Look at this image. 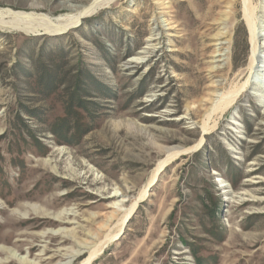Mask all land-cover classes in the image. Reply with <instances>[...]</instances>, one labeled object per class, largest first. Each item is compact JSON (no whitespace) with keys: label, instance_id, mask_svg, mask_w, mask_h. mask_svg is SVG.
<instances>
[{"label":"rangeland","instance_id":"1","mask_svg":"<svg viewBox=\"0 0 264 264\" xmlns=\"http://www.w3.org/2000/svg\"><path fill=\"white\" fill-rule=\"evenodd\" d=\"M246 4L262 65L264 0ZM99 6L61 35L0 27V264H78L93 244L91 264H264V67L202 126L248 75L243 0ZM171 147L188 151L119 230Z\"/></svg>","mask_w":264,"mask_h":264},{"label":"bare ground","instance_id":"2","mask_svg":"<svg viewBox=\"0 0 264 264\" xmlns=\"http://www.w3.org/2000/svg\"><path fill=\"white\" fill-rule=\"evenodd\" d=\"M78 1L79 0H0V27L7 29L13 26L19 28V31H25L26 33L30 34H39L41 32H45L50 35H61L67 30L76 27L80 20L87 17V15L95 11V9L99 8V5L101 4V0H90L85 5H74V3ZM246 2H249V0H243V11L250 32V42L252 44V54L249 59L250 61L247 69L248 75L242 82L240 80L241 83L235 84L233 88L220 93L215 97L216 99L212 100L211 108H208L203 114V131H206L207 129L206 119L210 118L211 113H215L214 111H217L219 109L222 111L223 109L231 105L242 90H245L253 85V82L250 80V78L251 73L255 71V68H257V66L264 67V64L259 65L255 63L257 58L261 59L262 56L256 55V21L253 18V10H251V8L247 5L248 3L246 4ZM62 12H66L67 14H69V12L73 13V17L60 15V13ZM216 35V40L223 39L224 37L222 33H218ZM259 46H264V41L260 42V44L258 43V47ZM220 55L221 54L218 53L214 54L213 56L219 57ZM263 82L264 80L262 79L261 83ZM257 86L259 88L262 87L260 84H258ZM202 140L203 137L201 136L195 148L200 146ZM186 151H188V148L171 147L166 149V157L160 159L157 162V165L153 169L152 174L150 173L151 176L149 180L146 181L147 183L139 190L138 195L130 202L128 207L124 209L123 216L118 219L120 220L119 230L123 228L127 219L136 209L138 203L144 200V198L147 196L149 187L159 177V174L164 169L166 163L171 159L176 158L178 155L185 153ZM117 235L118 234L115 233L111 236H106L107 241L114 239ZM94 245L95 244H93L92 248L87 249L88 256L78 264L92 263L98 252H101L104 244ZM58 264H67V262L63 261Z\"/></svg>","mask_w":264,"mask_h":264}]
</instances>
